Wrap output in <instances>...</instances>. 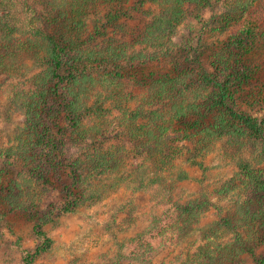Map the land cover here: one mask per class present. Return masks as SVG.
Listing matches in <instances>:
<instances>
[{
  "label": "trees",
  "instance_id": "16d2710c",
  "mask_svg": "<svg viewBox=\"0 0 264 264\" xmlns=\"http://www.w3.org/2000/svg\"><path fill=\"white\" fill-rule=\"evenodd\" d=\"M15 1L0 0V100L3 75L29 73L28 60L38 71L28 88L10 91L8 106L24 122L9 139L0 131V221L30 223L37 242L24 264L51 250L48 223L97 194L96 180L125 179L123 167L140 157L148 162L134 167L138 185L156 189L161 211L133 238L129 264H247L246 254L264 264V147L261 160L240 156L215 188L228 207L207 190L179 191L185 164L203 167L218 145L231 154L264 140L263 122L241 109L252 102L245 87L254 72L238 63L259 39L246 20L263 0H23L22 10ZM218 3L223 48L209 47L213 29L199 30L197 42L175 40ZM57 187L60 206L50 201ZM212 207L219 218L206 222Z\"/></svg>",
  "mask_w": 264,
  "mask_h": 264
},
{
  "label": "rangeland",
  "instance_id": "374dc122",
  "mask_svg": "<svg viewBox=\"0 0 264 264\" xmlns=\"http://www.w3.org/2000/svg\"><path fill=\"white\" fill-rule=\"evenodd\" d=\"M19 1L23 0L15 2L18 9L22 10ZM223 6L226 7V4L221 7V3H218L216 10L211 11L209 8L204 10L201 21L191 18L193 26L191 27L188 23V26L179 27L175 40L179 42L191 39L190 43H192L193 36H196L197 42L199 30L213 29L214 34H206L207 41L211 43L209 47L212 48L214 41V45H217L219 49L223 48L225 46L223 42L219 44L217 40V37L224 39L221 35L222 29L216 30V26L222 28L224 24V19L221 21L216 18L217 11H222ZM228 14L227 12L226 15ZM205 20L208 21L206 24ZM246 22L257 26L259 39L247 59L242 60L241 63L238 62L242 67L250 66L254 72L253 79L245 87L247 88L245 94L250 96L252 102L243 103L241 109L264 124V37L260 36L264 28V0L249 13ZM231 31L235 32L236 29L232 28ZM228 38L226 36V39ZM208 52L209 50L206 49L204 54ZM27 63L28 69L30 68L29 73L2 76L6 93L0 100V131L4 139H9L24 122V116L13 112L8 105L12 86L28 88L32 83L31 76L38 71L36 67H32L30 60ZM151 65L158 64L155 61L150 62L148 68ZM263 147V139H254L244 149L245 151L235 150L230 154L229 151H232L230 147H225L224 150L218 145L216 150L207 156L203 167L184 165L189 170L190 177L180 182L179 191L188 196L207 190L212 194L211 197L216 204L224 208L228 207L230 200L222 196L218 197L214 192L215 188L230 179L236 170L238 171L240 156L259 157ZM262 158L261 155L258 159ZM144 161H147L145 157L136 158L129 162V166L123 167L122 174L125 175V179H120L119 172H112L107 174L105 179L102 176L103 180H93L91 183L95 181L92 185L98 191L97 194L73 209L61 213L58 218L48 223L45 229L54 242L50 251L37 258V264H90L95 261L107 264L112 263L117 256H123L124 264L131 263L126 256L129 257L133 252V238L149 224L154 214L161 211V208L152 200L156 189L154 191V188L147 186L146 183L144 185L147 187L138 185L139 174L142 171L135 170L134 167L139 168L138 165ZM52 190L50 201H55L59 206L62 205L65 199L63 187ZM219 215L218 209L212 207L204 221L212 222L217 220ZM30 230L28 221L18 220L15 216L8 215L4 221H0V264H24V252L34 251L36 248L37 241ZM155 245L157 246L158 243ZM244 258L247 264H256L251 255L246 254Z\"/></svg>",
  "mask_w": 264,
  "mask_h": 264
}]
</instances>
